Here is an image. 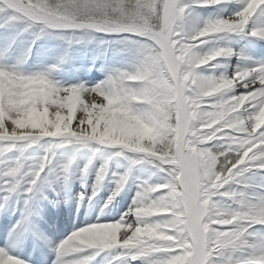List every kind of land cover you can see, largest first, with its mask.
<instances>
[{
    "label": "clouds",
    "instance_id": "clouds-1",
    "mask_svg": "<svg viewBox=\"0 0 264 264\" xmlns=\"http://www.w3.org/2000/svg\"><path fill=\"white\" fill-rule=\"evenodd\" d=\"M166 3L21 0L22 13L13 14V42L22 39L24 48L11 64L0 58V142L16 153L0 161V179L7 177L5 183L15 188L5 200L29 192L35 202L44 188L68 185L82 151L87 153L78 169L82 187L89 186L95 159H102L87 197L90 207L99 205L100 216L116 210L133 179L128 171L111 172L113 159L141 154L153 165L152 175H160L156 182L147 179V188L138 184L119 219L89 223L67 235L56 247H63V255L56 253L53 264H93L101 254H107L101 264H131L145 250L164 251L180 240L194 249L189 256L217 253L205 264H264V91L253 103L252 93L244 91L257 82L249 78L252 73L229 74L225 65L213 63L227 58L228 47L218 43L221 34L242 31L258 0L226 19L200 22L192 9L179 20L173 15L167 27ZM121 28L134 33L120 41L135 56L131 71L117 69L80 89L55 77L66 53L56 63L29 68L38 41L91 44ZM145 67L147 77L137 75ZM221 67L218 74L208 70ZM65 145L74 150L58 152ZM106 182L114 186L101 203L97 197ZM85 198L78 193V204ZM77 253L83 254L80 261L65 259ZM0 264L27 262L0 254Z\"/></svg>",
    "mask_w": 264,
    "mask_h": 264
},
{
    "label": "bare ground",
    "instance_id": "bare-ground-1",
    "mask_svg": "<svg viewBox=\"0 0 264 264\" xmlns=\"http://www.w3.org/2000/svg\"><path fill=\"white\" fill-rule=\"evenodd\" d=\"M184 2L194 3L195 0H184ZM243 5L244 0L239 3H237V0H231L226 5L196 7L195 12L199 14L198 19L202 22L204 18L210 16L213 18L231 16L242 8ZM261 13L264 14V11L258 10L250 21L245 33H230L224 36L223 40L218 41L221 46L230 47L235 53L232 57L221 58L214 62L225 65L229 74L233 73L238 66H244L245 61H242L241 57L248 58V62L250 63L252 60L249 57L258 56L262 60L261 62H264V38L254 37L250 34L254 29L264 28V15ZM196 19V17H193V20ZM3 23V14H0V52L4 50L6 45L13 41L16 34V30L13 27H4L2 26ZM121 39L122 37L117 34H100L99 39L95 43L74 44L71 47L59 40L38 41L32 50V59L29 61V68L34 70L36 67L44 64L56 63V58L60 54L66 53L65 61L60 64L55 74L56 79L63 86H93L104 80L108 74L117 69L131 71L134 68L135 56L124 48V45L120 43ZM202 47L207 48V46ZM23 48L24 43L22 39H18L15 43H12L7 54L0 58H2L3 62L11 64L20 55ZM208 70L216 71L218 74L224 71L225 68H209ZM73 150L74 146L65 145L63 148L58 149V152L66 154L71 153ZM30 151H33L34 154L39 152L38 149ZM14 155H16L15 152L9 153L10 157ZM86 159L87 153L86 151H82L76 166V175L73 176L68 185H54L55 190L53 188H44L33 205L32 227L20 237L18 242L10 234L14 233L17 224L23 218L25 196H21L19 199L13 198L5 203L4 198L6 192L0 190V215L3 217H12V220L15 222L13 225L9 221H4L0 224V248L3 247V243L13 244V247H15L14 250H5L10 255H15L26 261L27 264H53V261L56 259V247L72 231L86 226L89 223L119 219L120 214L131 204L139 181L151 178L153 182H156L160 179V175H152L155 172L153 165L141 154H127L113 159L110 163L111 172L123 173L130 170L133 179L128 183L125 192L117 198L118 206L116 210L111 215L100 216V214L98 215L99 205L90 207L87 197L91 195V183L92 179L95 178V169L100 166L102 159L99 157L95 159L92 178L88 181L89 186L85 188L81 185L78 169L83 167ZM113 186L110 182H106L105 189L97 197V201L102 203L107 198ZM80 192H84L86 196L83 204H78L77 202V196ZM74 214L86 215L87 219L82 220L77 217L79 222L74 224V221L70 219ZM98 216H100L99 221L97 220ZM48 222L51 223L53 229L48 227ZM41 232L50 233L52 236L59 235L56 239L52 240L54 242L46 249L42 247ZM32 237L36 244V256L28 259L24 253L28 250L26 244L28 241H32ZM105 255L107 254H101V257H97V260L93 264H101L102 258ZM131 264H145V261L138 259L132 261Z\"/></svg>",
    "mask_w": 264,
    "mask_h": 264
},
{
    "label": "snow or ice",
    "instance_id": "snow-or-ice-1",
    "mask_svg": "<svg viewBox=\"0 0 264 264\" xmlns=\"http://www.w3.org/2000/svg\"><path fill=\"white\" fill-rule=\"evenodd\" d=\"M21 0H0V14H3L4 17V23L2 26L4 27H10L12 24L15 23L14 15L13 14H20L22 13L23 9L19 7ZM85 2H91V0H85ZM97 2H100V0H97ZM231 0H219V3L212 4L208 3L207 0H195L194 3H185L184 0H167V3L164 5L163 11H164V19H165V26H168L170 18L175 17V19L179 20L182 15H187L189 10L195 9L196 7H216L220 5H226L230 3ZM251 2V0H244V5L242 8H240L238 11H236L233 15L235 17L239 12H242L244 8L248 6V4ZM24 4H27V0H23ZM184 5H187V8H184ZM183 9V12L181 11ZM5 10L7 12V15H5ZM260 11H264V0H258L257 7L255 9L254 14L250 17L247 26L242 31H237L234 33H245L250 21L254 17V15ZM220 18H229V17H220ZM109 34H118L120 36H126L130 37L134 35V33L131 30L127 29H116ZM230 33H223L222 36H226ZM254 37H261L264 38V28H257L251 31L250 33ZM161 41L164 43L165 49L167 51V37L161 35L160 37ZM210 39V38H206ZM12 43H9L6 45L4 50L0 52V57L5 56L9 49L12 46ZM177 55L180 53L177 52ZM233 49L228 47V53L227 58L232 57L234 55ZM224 58L220 57L219 59ZM242 61H245L244 66H238L235 72H242V71H249L252 73V75L249 77L250 79H255L257 82L252 87H249L248 89H245L244 91L248 93H252L251 101L253 103H256V98L259 96L261 91H264V84L261 83L262 80H264V62H251V64L248 62V58L241 57ZM216 62V61H214ZM213 62V63H214ZM137 75H141L143 77H147L148 75V69L145 67L143 73H137ZM170 78V77H169ZM246 82V81H245ZM84 85H79L80 89H83ZM6 142H0V161L7 160L9 157L10 151L5 147ZM147 159V158H146ZM2 166V164H0ZM130 174V170L128 171ZM101 178H103V170L101 173ZM4 179H0V190H3L6 192H15L14 187H10L5 183ZM128 179V176H122L120 178V184L121 186L124 184V182ZM38 183V182H37ZM139 184L143 185L145 188L149 186L148 180L144 179L139 181ZM27 187H31V185H27ZM167 191V190H165ZM189 195H194L195 192V186L191 185L189 186ZM42 193V192H41ZM40 193V194H41ZM39 194V195H40ZM32 194L29 192H25L24 196V211H23V218L22 220L17 224L16 230L13 233L14 240L18 242L19 238L27 232L32 227V216H33V205L34 202L29 200L28 197H30ZM38 195V196H39ZM5 199V198H4ZM5 203L7 201L5 200ZM191 203V201H190ZM191 213L193 216H195L196 209L194 204L191 206ZM181 221L179 218L177 219V224L179 225ZM170 235H175V232L170 233ZM190 242V241H189ZM56 253L60 256L63 255V247L61 246L59 249H55ZM211 251V250H210ZM194 252V249L188 247V242L185 240H180L175 244H171L167 246V249L164 251H158V250H145L142 255H140L136 260L143 259L145 261V264H205L206 260H216L217 253L213 252L211 257H205L202 253L197 254L194 256H189V253ZM0 254H3L5 257L11 256L5 249L0 248ZM83 254H73V256L65 257L70 262L73 261H80ZM135 261V260H134Z\"/></svg>",
    "mask_w": 264,
    "mask_h": 264
},
{
    "label": "rangeland",
    "instance_id": "rangeland-1",
    "mask_svg": "<svg viewBox=\"0 0 264 264\" xmlns=\"http://www.w3.org/2000/svg\"><path fill=\"white\" fill-rule=\"evenodd\" d=\"M106 35V34H105ZM112 35V34H111ZM115 35V34H114ZM118 35V34H117ZM120 36V35H119ZM14 61V60H13Z\"/></svg>",
    "mask_w": 264,
    "mask_h": 264
}]
</instances>
